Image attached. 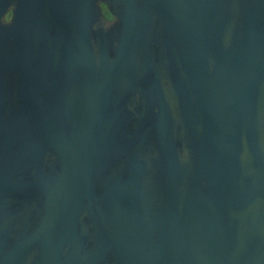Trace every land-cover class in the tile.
<instances>
[{
	"label": "water",
	"instance_id": "95a60500",
	"mask_svg": "<svg viewBox=\"0 0 264 264\" xmlns=\"http://www.w3.org/2000/svg\"><path fill=\"white\" fill-rule=\"evenodd\" d=\"M29 1L9 25L45 5V36L0 42V264H264V0Z\"/></svg>",
	"mask_w": 264,
	"mask_h": 264
},
{
	"label": "flooded vegetation",
	"instance_id": "af4514ba",
	"mask_svg": "<svg viewBox=\"0 0 264 264\" xmlns=\"http://www.w3.org/2000/svg\"><path fill=\"white\" fill-rule=\"evenodd\" d=\"M19 0H15L13 7H8L4 5L3 0H0V42L3 40H18L19 38L29 39L30 37L43 34L45 36L46 30L49 28V23H47V10L45 5H43L42 10L32 9L30 13L32 14V19L23 25L16 24L12 29L9 25V22L12 20L13 14L19 12V14H28L29 11L20 10ZM29 3L32 6H35V1L31 0ZM104 4H101L102 13L107 19H111V15L106 14L103 11ZM109 12V11H108ZM41 22V24H40ZM47 23V24H46ZM11 29V30H10Z\"/></svg>",
	"mask_w": 264,
	"mask_h": 264
},
{
	"label": "trees",
	"instance_id": "16d2710c",
	"mask_svg": "<svg viewBox=\"0 0 264 264\" xmlns=\"http://www.w3.org/2000/svg\"><path fill=\"white\" fill-rule=\"evenodd\" d=\"M103 6V11L106 13V14H109L108 10H107V7L105 5H102Z\"/></svg>",
	"mask_w": 264,
	"mask_h": 264
}]
</instances>
